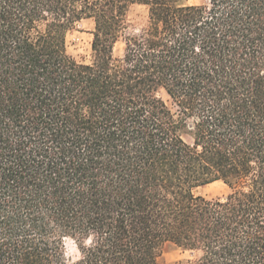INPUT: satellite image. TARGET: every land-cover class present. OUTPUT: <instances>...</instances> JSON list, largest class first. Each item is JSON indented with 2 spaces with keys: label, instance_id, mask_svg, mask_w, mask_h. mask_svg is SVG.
<instances>
[{
  "label": "trees",
  "instance_id": "1",
  "mask_svg": "<svg viewBox=\"0 0 264 264\" xmlns=\"http://www.w3.org/2000/svg\"><path fill=\"white\" fill-rule=\"evenodd\" d=\"M66 239L72 264H264V0H0V264H68Z\"/></svg>",
  "mask_w": 264,
  "mask_h": 264
},
{
  "label": "rangeland",
  "instance_id": "2",
  "mask_svg": "<svg viewBox=\"0 0 264 264\" xmlns=\"http://www.w3.org/2000/svg\"><path fill=\"white\" fill-rule=\"evenodd\" d=\"M207 0H180L183 5H201ZM128 20L132 28H138L143 25L146 20V9L140 6H132L128 12ZM93 29L91 21L81 22L76 30L70 32L66 37L67 53L78 61L89 62L91 60V39L90 31ZM123 44L117 43L114 48V56L122 55ZM160 97L167 103V105L176 112V108L172 104L168 96L162 91L159 93ZM186 140H188L186 138ZM229 193V189L221 181L213 182L211 184L201 186L195 190V194L206 199H223ZM66 239L65 242V258L68 264H72L79 258L77 246H74ZM73 241V240H72ZM74 242V241H73ZM76 245V244H75ZM190 257L187 251L173 244H165L160 252L158 258L159 264H174L179 261H185Z\"/></svg>",
  "mask_w": 264,
  "mask_h": 264
}]
</instances>
